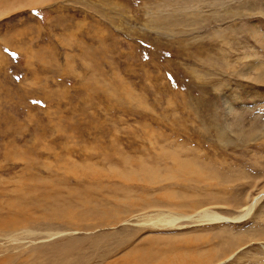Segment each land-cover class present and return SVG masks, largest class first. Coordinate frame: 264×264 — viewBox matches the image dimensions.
<instances>
[{
	"label": "rangeland",
	"instance_id": "1",
	"mask_svg": "<svg viewBox=\"0 0 264 264\" xmlns=\"http://www.w3.org/2000/svg\"><path fill=\"white\" fill-rule=\"evenodd\" d=\"M191 262L264 264V0H0V264Z\"/></svg>",
	"mask_w": 264,
	"mask_h": 264
},
{
	"label": "bare ground",
	"instance_id": "2",
	"mask_svg": "<svg viewBox=\"0 0 264 264\" xmlns=\"http://www.w3.org/2000/svg\"><path fill=\"white\" fill-rule=\"evenodd\" d=\"M255 207H256V201H254L252 204L250 202V204L246 205L243 208V210H241L242 212L239 215H237L236 217H233L231 219V221L247 220V218L249 216H251V214L253 213ZM188 218L190 220H195V221L197 220V222H199V223H208V222L212 223V222L220 221V220L221 221H227L225 216H223L217 212H214L212 210H209V209H203V210H200L196 216H191V215L180 216V215H177L175 213L174 214L170 213V215L159 216V217H156L155 219H151L148 222H150L153 226L164 225V226L174 227L180 221L188 219ZM16 223H18V222H15V221L8 222L7 225L5 226V228L6 229L14 228L16 226Z\"/></svg>",
	"mask_w": 264,
	"mask_h": 264
}]
</instances>
